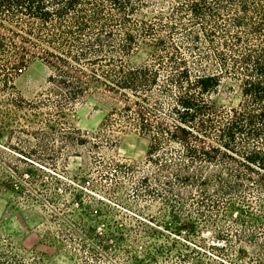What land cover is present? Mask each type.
<instances>
[{
	"label": "trees",
	"instance_id": "1",
	"mask_svg": "<svg viewBox=\"0 0 264 264\" xmlns=\"http://www.w3.org/2000/svg\"><path fill=\"white\" fill-rule=\"evenodd\" d=\"M143 46L150 61L127 66ZM33 61L50 75L44 97L28 102L14 80ZM221 86L237 93L236 106L211 100ZM90 94L113 104L96 134L64 122ZM16 112L37 128L17 124ZM130 128L148 140L146 170L135 177L134 165L110 161L102 179L113 197L135 180V198L161 204L159 227L175 239L155 256L122 240L104 250L130 264H264V0H0L5 150L43 168L11 139L34 141L39 155L83 137L112 145ZM8 252L0 264L40 260L35 249L29 261Z\"/></svg>",
	"mask_w": 264,
	"mask_h": 264
},
{
	"label": "rangeland",
	"instance_id": "2",
	"mask_svg": "<svg viewBox=\"0 0 264 264\" xmlns=\"http://www.w3.org/2000/svg\"><path fill=\"white\" fill-rule=\"evenodd\" d=\"M150 55L151 49L143 46L125 61L127 66L138 67L148 63ZM49 75L44 64L31 62L14 80L17 94L28 102L41 99ZM211 100L230 108L237 105L238 96L221 86ZM112 107L106 97L90 94L65 111V125L96 134ZM27 118L34 121L27 112H16L13 117L21 126L37 128ZM83 138L87 142L84 145L48 143V149L39 155L34 141L29 145L11 139L12 146L31 152L32 160L40 159L43 168L0 145V251L25 256L29 261L33 257L29 252L35 249L40 257L38 264H130L133 261L127 253L115 258L104 246L122 240L127 248H133H128L131 252L147 250L155 256L153 247L167 246L175 239L159 227L161 204L149 197L135 198V180L124 183L113 197L107 190L109 181L102 179L110 161L134 165L135 177L146 170L148 140L132 128L118 133L112 145L101 143L92 148L91 138ZM210 237L204 234L205 239ZM138 258L142 259L141 253Z\"/></svg>",
	"mask_w": 264,
	"mask_h": 264
}]
</instances>
